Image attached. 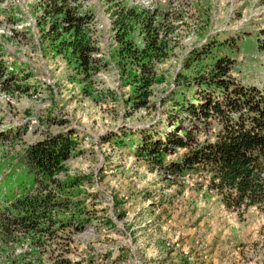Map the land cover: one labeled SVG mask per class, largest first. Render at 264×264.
<instances>
[{"label":"rangeland","instance_id":"374dc122","mask_svg":"<svg viewBox=\"0 0 264 264\" xmlns=\"http://www.w3.org/2000/svg\"><path fill=\"white\" fill-rule=\"evenodd\" d=\"M130 9L162 21L142 104L144 72L120 38L141 46L145 28L115 24ZM70 23L89 46L83 57L65 44ZM220 57L237 82L264 87V0H0V264L57 254L77 264H264V206L227 208L199 165L173 171L187 146L139 153L169 117L178 134L197 121L178 101L203 100ZM215 118L197 122V143L217 131ZM58 131L75 139L69 157L53 178L35 174L27 147ZM38 191L54 194L47 236L15 217V200Z\"/></svg>","mask_w":264,"mask_h":264},{"label":"trees","instance_id":"16d2710c","mask_svg":"<svg viewBox=\"0 0 264 264\" xmlns=\"http://www.w3.org/2000/svg\"><path fill=\"white\" fill-rule=\"evenodd\" d=\"M133 10L117 16L115 24L120 28L124 25V30L127 31L130 26L128 21L135 20L145 28L141 46L133 44L131 39L120 38L123 43L122 52L127 54L130 65L144 72L139 77L141 84L137 94L138 104H142L150 95L149 86L154 81L153 76L147 72L152 67L151 61L158 58L157 52L164 40L162 36L159 37L160 32L162 33V21L154 24L156 20L153 18L157 13L149 11L153 13L140 16L141 13ZM65 13L64 18L70 21L76 19ZM66 29L73 32L72 39L65 41L67 48L83 57L89 46L84 40L81 26L75 28L70 23ZM230 61L226 57L217 60L215 70L211 73L212 78L203 81L209 85L204 89L203 100L199 99L196 103L178 101L183 114L191 121H197L191 123L188 128L181 126L183 133L178 134L174 128L179 125L180 120L177 117H169L168 126H173L174 130L169 127L163 130V134L159 132L156 138H143L140 149L142 152L139 153L143 156L153 155L157 159L160 153H168L174 147L187 146L191 149L181 160L169 164L173 171L181 168L191 169L199 165V168L209 173L207 187L216 191L225 207H260L264 206V87L245 86L233 79L229 75ZM211 85L218 87L219 97L205 91ZM213 87H210L212 92L216 90ZM214 115L220 122L217 131L211 138L197 143L196 134L192 130H199L197 122L200 119ZM71 135V131L49 133L27 147L25 158L35 174L53 178L62 169L63 162L69 157L76 143ZM53 196L50 191L44 194L38 191L16 199V221L27 229L43 232L45 236L55 232L49 230L55 224L52 213L55 206ZM8 221L12 220L6 219V224ZM48 264L77 263H72L64 254H57Z\"/></svg>","mask_w":264,"mask_h":264}]
</instances>
